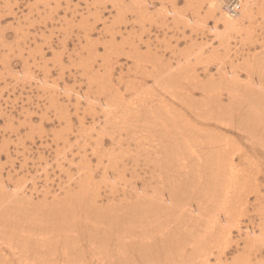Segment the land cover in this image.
<instances>
[{
    "label": "rangeland",
    "instance_id": "1",
    "mask_svg": "<svg viewBox=\"0 0 264 264\" xmlns=\"http://www.w3.org/2000/svg\"><path fill=\"white\" fill-rule=\"evenodd\" d=\"M256 2L255 9L263 11L255 22L226 39L222 24L208 13L207 0H0V264H110L100 235L109 236L107 223L124 219L138 193L157 204L152 227L154 234L166 233L156 241H173L172 264H186L185 258L203 264L204 253L211 264L220 258L226 264H264V148L259 153L250 149L254 134L251 128L237 129L242 126L239 117L219 125L195 114L206 107L217 114L247 106L242 89L232 93L218 86L212 92L217 100L209 105L205 98L207 86L223 74L220 67L235 68L245 87L248 63L257 57L264 66V0ZM215 47L223 55L220 59V54L210 53ZM156 74L164 79L172 75L181 86L160 90ZM152 113L154 119L177 118L181 128H169L171 143L163 137L168 134L164 125L155 127ZM186 128L201 138L190 145L196 153L200 149L209 155L222 138L231 145L238 182L231 202L247 205L241 204L245 210L236 208L228 230L206 234L204 225L190 215L199 218L207 196L189 187L175 191L180 177L175 179L174 170L180 159L168 166L166 150L174 157L184 150L181 131ZM189 156L188 166H194L198 157ZM206 170L210 173H201ZM197 179L191 177L194 183ZM3 211L14 225L10 218L1 219ZM46 223L54 224L52 228L58 224L56 231ZM7 226L20 228L17 241L31 236L37 241L32 243L39 244L25 252L19 250L21 242L11 246L6 235L15 232ZM137 232H129L132 236L122 244L118 232L105 237L111 241L109 250L116 255L118 248L129 247ZM255 236L257 241L251 242ZM41 237L62 244L53 250ZM163 254L159 250L155 264H164ZM100 258L105 260L99 263Z\"/></svg>",
    "mask_w": 264,
    "mask_h": 264
},
{
    "label": "bare ground",
    "instance_id": "2",
    "mask_svg": "<svg viewBox=\"0 0 264 264\" xmlns=\"http://www.w3.org/2000/svg\"><path fill=\"white\" fill-rule=\"evenodd\" d=\"M207 1H209L208 7H207V8H209L208 13L211 14L212 18H214L216 24H218V23L222 24V33L226 39L228 37H230L231 35H234L235 33H241L243 31H246L248 29V26L246 25L247 22L250 25H252L255 22L257 15L260 13V10L263 11V9H261V8H259L257 10L255 9L256 4H257L256 0H207ZM261 17H262V21L264 23V13L262 14ZM191 21L193 22V20H191ZM213 29H214V27H213ZM220 44L223 45L224 41L221 40ZM225 44H227V42ZM261 44H262L261 47L263 49H260V50H262L260 54L264 55V42H262ZM205 46L206 45H201L202 48ZM215 49H217V48L215 47L214 49H212L210 51V53L213 55L214 54L219 55L220 53H218V51ZM201 52H203V51H201ZM263 55H261V56H263ZM222 56L223 55L220 54L219 58H217V59H220ZM256 56H258V55H256ZM257 59L258 58L255 57V59L251 60L248 63L247 67L245 68V71L248 74L247 83L246 82L244 83L245 87L240 86V80L241 79H239V73L235 68L228 67L231 70L227 71L226 69H224L225 67H220V69H223L222 76L220 77V79H218L216 81L213 80L214 83H212L211 85H208L207 89H206L207 91H209L211 93L210 94L209 92H207L208 95H207V98H205V100L207 99L206 102H208L209 105L211 102H214L215 100H217V99L214 100L212 98V92H213V90H216V88H219L220 86L222 88L227 87L228 90L231 91L232 93L237 92L238 89H242V92H241L242 94H240V96L243 99V103L244 104L247 103L246 107L243 106L244 109L241 108L239 110V112H238V109H221L224 106V105L222 106V103H221L220 106H222V107L221 108L219 107L221 110L217 114H216V112L211 111L212 107H211V110H210V107H206L205 110L203 109V111H201V112L199 111L200 113L197 112L195 114H197V115L201 114L200 118L203 117V118L209 119V120L215 119V121L219 125L224 124V123H229V120L232 118H237V117L241 118L240 124L242 126H241V128H240V126H238L237 129H240V131H242L246 127L251 128L254 135H252V138H249V139H251V140H249V147L254 152L259 153V149L264 148V135H263V137L258 138L259 133H264V66H263V64H261L260 61L256 62ZM187 63L189 64L190 62L187 61ZM191 65H192V63H191ZM186 66H184V67H186ZM189 68H191V67H189ZM185 70H187V68ZM190 71H189V73L188 72L187 73L190 74ZM217 71H218V69H217ZM154 77L156 79H158L157 83L161 88L160 90L163 89L165 91H169V89L176 88V86L179 85L178 84L179 80L173 79L172 75H171V77H168L167 79H164L162 76L159 77L158 74H156ZM175 77H176V75H175ZM185 77H186V75H185ZM229 77H231V78H229ZM42 82H45V81L42 80ZM208 82H211V81L209 80ZM244 84H243V86H244ZM188 85H189V83H188ZM179 86H181V85H179ZM194 86H195V84H194ZM255 87H258V88H255ZM187 88H188V86H187ZM184 89H185V87H184ZM202 89H204L203 86L201 87L200 90H202ZM185 90H187V89H185ZM183 92L184 91H182L181 93H183ZM188 93H190V90ZM229 93H227V94H229ZM204 94H205V92H204ZM185 95L187 97V94H185ZM238 95H237V97H239ZM146 96H148V95L145 94V97ZM190 97L192 99V96H190ZM233 97L235 98L234 95H233ZM233 97H232V99H233ZM237 97L235 99H237ZM178 99H180V98H178ZM153 100L155 101V99H153ZM154 101H151V102H154ZM182 102H185V101H182ZM218 102H220V101H218ZM190 103L191 102H189V104ZM185 104L187 105L188 103L185 102ZM208 104L204 103V105H208ZM159 105H161V104H158V102H157V106H159ZM183 106H185L184 103H183ZM151 108H154V107H151ZM161 108H163L162 105H161ZM162 110H165L167 112V114L170 113L169 109H162ZM148 111L149 110H147L146 112H148ZM146 112H144V113H146ZM203 112H204L205 116H203V114H202ZM151 115H152V121L155 120V122H154L155 127L159 126V125L160 126L164 125V126H162V128L166 129L168 131V134H164L163 137L164 138L167 137L168 142L171 143L170 138H172L173 135L171 134L172 130H170L169 128L174 127V126H179L176 124L177 118H175L173 115H171V117H169L167 119H163V117L156 115V119H154L153 117L155 116V114L152 113ZM218 116H219V118H218ZM225 116H226V118H221V117H225ZM198 117H199V115H198ZM139 122H141V121H139ZM183 126H185V125H183ZM186 127H188V126H186ZM203 132H205V131H203ZM186 133H188L187 134L188 137L185 135ZM190 133L193 134L194 132L193 131L189 132V130L187 128L181 131V135L183 136V143L182 144L185 147H184V150L181 151L177 157H174L168 148L166 150L167 151L166 156H168V158L166 159V160H168L167 161L168 166H173L170 163L173 159L177 160V158H179L181 160V161L179 160L177 162V164L175 166V170H174V173H175L174 175L176 176L175 179H178V177H180L178 179L177 184H175V186H174L176 188L175 191H177L178 189H188V187H189V189H196L198 193L200 192V194H201V192H203L207 196V199H205L207 203H205V201L201 202V205H202V208L204 209V212L201 213V215H199V218H195L194 216L190 215V220L196 221L198 225H200L201 223L204 225V227H205L204 229H205L206 234H212V230H215V231H217L218 229H219L218 231L228 230L230 228V220L234 217L233 214L236 211V208H238L240 206L239 207L240 210L244 209L245 207H243L241 204H246L244 202H241V204L239 205L237 203L235 204V203L231 202V198H232V195H230L231 190L235 189V186L238 183L237 181L235 182V176H237V175H235V174H237L236 173L237 172V165H235V162L233 159V158H235V156L232 157L229 155V147L231 148V145L229 146L228 142L226 140H223V138H222L221 143L220 142L215 143L216 146L214 148L216 150L213 149V151H210L209 155H206L207 154L206 152H204L206 154H203V151L200 149H198L199 152L196 153L197 148L190 147V145L192 144V142L193 143L198 142V144H199L200 143L199 141L201 140V138L199 135H198L199 138H196L197 134H193V136H191ZM207 135H209V134H207ZM189 148H191V151H192V152H189V155H196L198 157V162H195L194 166H188V164H190V158L191 157L188 154H186V152ZM234 151L235 152L237 151L236 148H234ZM212 152H214V153H212ZM263 154H264V152H263ZM247 155H248V153H247ZM204 156H205V158H204ZM253 159H255V158H253ZM253 159L251 158V160H253ZM214 160H215L216 164H213ZM251 162H253V161H251ZM255 162H258V161H255ZM213 165H216V166H213ZM179 166H180V171H183L181 174L178 173ZM205 169L210 170V173H208L207 170H206V172L201 173ZM191 177L198 178L195 182L196 184L194 182H192ZM255 177H256V175L254 176V178ZM250 178H251V176H250ZM242 181H244V180H242ZM251 182L253 183V181H251ZM254 182H255V180H254ZM142 191H143L142 193L146 192V190H144V189H142ZM178 192L181 193V190H178ZM132 200H133V203L131 204V210L126 212L125 214H123L124 215L123 217L125 220L118 217L117 219H114L111 221V222H114L113 224H111V222L107 223L108 226L106 228L109 227L108 228V230L110 231V234H108L109 236L114 232H118L117 236H118V240H119L118 242L120 244H122L123 239L126 240L127 235L130 234L129 232H131L132 234H135L134 232H137L139 229H140V231H138L137 233L140 234L142 238L139 235V236H137V238L129 241L128 242V244H130L129 247L126 246V248L123 250L118 248L117 254L115 255V253L113 254L109 250V243L111 241H108L106 239V238H109V236L107 237V235L105 234V235H102V237H101V235H100L99 239H101V240H99V242H100V244L102 243V248L104 250H106L105 257H106L107 261L110 264H155V262L160 259L159 258V250H161V252H164V254H163V258H165L164 264H172V260H173L172 255L174 253L173 241L170 242V241L165 240L164 238L163 239L160 238L161 240L156 241L157 237L159 235L164 236V235H166V233L162 232L159 234H154V231H153L154 227H152V225H153L152 220H153V218H155V216L157 214V212H153V211H154V209H156L155 205H157V204H155L154 201H150V200L146 199V197H144V200H142L140 193H138L136 196L132 197ZM204 204H206V205L203 206ZM160 206L161 205L158 204L157 207L161 208ZM67 207H69V209L68 208L67 209L72 214V212H71L72 208L70 209V206H67ZM159 208H157V210ZM72 211H74V210H72ZM62 214H64V213L61 212V215ZM74 214H72L73 217L75 216ZM8 216H9V214L6 211H3L1 214V219H6L8 221L10 218V217L6 218ZM56 216H53V218H50V220L53 219V222H54V220H55L54 217H56ZM58 217H59V215H58ZM204 218H205V220L202 222L201 220ZM56 219H57V217H56ZM6 220H2V221L7 222ZM60 220L61 219L59 218V221ZM64 220H66L67 223H70V219L68 220V218H64ZM222 220H224V222H222ZM56 221L58 222V219ZM123 221H125V222L128 221V222L126 224H124V226H123L121 224V222H123ZM55 222H54V224H55ZM104 222L105 221H103L102 223H104ZM221 222H222V224H220ZM223 223H226L227 226L221 227L223 225ZM9 224L11 226L14 225V223L11 221V218H10ZM49 224L50 223H48V224L46 223L45 227L48 229L50 228L49 230H51V231L52 230L56 231V227L58 224H56L54 228H52L54 224L53 225L52 224L49 225ZM7 227L9 228V230L15 232L14 235H12V234L9 235L8 234L9 231H7L8 235H6V239L11 243V246H16V244L21 242V244L19 245V250L21 247H23V250L25 252L26 249L31 248L30 246H33V244H36V245L39 244V242L38 243H32V242H37V241L33 240L31 236L28 237V240L31 242H29V241L24 242L22 240L17 241L16 237L18 235V232H20V230H19L20 228L13 229L10 226H7ZM123 227H125V228H123ZM61 228L62 227H60V224H59L58 229H61ZM128 228L130 229V231ZM39 229L42 230L41 226ZM132 230H135V231H132ZM99 231H100V228H99ZM102 232L104 234V232H106V230H104ZM122 232H124L123 233L124 237H122ZM138 234H136V235H138ZM254 234H255L254 231L249 232V236L252 235V237H253ZM263 235H264V233H263ZM263 235L261 234V236H263ZM54 236H56V237L59 236V230H57V234L56 235L54 234ZM54 236H53V239H55ZM130 236H132V235L130 234ZM257 238L258 237L251 238L250 240H251V242H255V241H257V240H255ZM51 239H52V237H41V240L43 243H48L51 246L53 245L52 246L53 250H57V247H59L62 244V240L57 239V241L53 242ZM262 240L264 242V236H263ZM199 244H201V241L199 242ZM37 247H42V246L38 245ZM41 251L44 252V250H41ZM215 256H216L217 260H218V258H220L219 254H217V255L215 254ZM40 257H44V255L41 254ZM202 257L205 258V259L201 260L203 264H211L210 259L208 258L209 256L206 253H204L202 255ZM136 259H137V262H136ZM104 260L105 259L100 258L98 262L101 263V261H104ZM191 260L192 259L185 258L184 262L186 264H194ZM223 262L224 261H222L220 258V261L218 264H226ZM26 263H28V262H26ZM236 263H234V264H236Z\"/></svg>",
    "mask_w": 264,
    "mask_h": 264
}]
</instances>
